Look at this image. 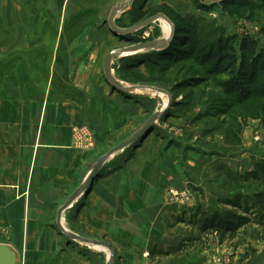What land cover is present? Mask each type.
Returning a JSON list of instances; mask_svg holds the SVG:
<instances>
[{"label": "rangeland", "instance_id": "rangeland-1", "mask_svg": "<svg viewBox=\"0 0 264 264\" xmlns=\"http://www.w3.org/2000/svg\"><path fill=\"white\" fill-rule=\"evenodd\" d=\"M220 1L135 0L123 9L128 0H0V97L8 112L29 131L46 101L70 97L85 109L77 113L83 123L73 125L75 142L97 149L73 177L61 207L101 157L159 114L103 163L62 213L64 230L40 228L36 238L18 242L12 225L3 227L0 243L17 250V264L253 262L264 240L242 234L224 243L214 235L197 238L199 210L243 217L240 233L264 229L256 222L264 216V98L227 93L226 76L207 74L197 57L205 43L220 38L239 46L249 36L264 48V17L262 11L255 20L231 17L212 7ZM113 12L114 24L132 29L129 34L112 27ZM179 17L195 24L203 43L197 50L185 51ZM170 37L166 47L126 51L112 64L123 84L163 91L126 92L107 80L109 54ZM165 60L169 64L159 66ZM80 130L92 134L93 145ZM28 227L27 217L26 233ZM153 249L164 255L149 256Z\"/></svg>", "mask_w": 264, "mask_h": 264}, {"label": "crops", "instance_id": "crops-1", "mask_svg": "<svg viewBox=\"0 0 264 264\" xmlns=\"http://www.w3.org/2000/svg\"><path fill=\"white\" fill-rule=\"evenodd\" d=\"M1 99L0 240L6 237L3 227L10 224L18 242L24 237L28 242L40 228L58 227L60 203L71 191L82 163L97 149L86 151L90 147L75 142L73 125L83 123L77 113L85 109L71 103L70 97H64L62 103L56 98V102L43 103L44 113L29 131ZM91 125L95 127L94 119ZM250 264H264V245L258 247Z\"/></svg>", "mask_w": 264, "mask_h": 264}, {"label": "trees", "instance_id": "trees-1", "mask_svg": "<svg viewBox=\"0 0 264 264\" xmlns=\"http://www.w3.org/2000/svg\"><path fill=\"white\" fill-rule=\"evenodd\" d=\"M212 7H219L223 13L238 19L255 20L259 11L263 12L264 17V0L261 3L251 0H221ZM205 8V10L210 9L208 6ZM178 20L184 24L179 36L187 38L185 51H189L187 48L197 50L203 43L198 39L195 24L185 18L179 17ZM205 45V49L200 51L201 55L197 56L198 60L205 66L207 74L226 76L227 79L222 84L227 93L238 95L242 97V100L251 96L264 98V48L260 47L256 39L246 36L237 46L235 39L220 38L207 42ZM168 64V61L165 60L159 66ZM260 201L264 202L263 199ZM234 206L242 208L240 202H236ZM199 212L201 214L196 222L199 240L208 235H214L215 240L224 243L227 239H234L240 234L242 237L250 236L255 240H264V229L254 230L249 234L246 229H243L244 231L240 233L246 219L234 213L227 212L225 216L219 214L210 216L202 210ZM256 222H259L264 228V216L261 221ZM177 252L176 249L174 253ZM253 252L256 250L253 249ZM160 254L164 255L162 251L153 249L149 256L155 257Z\"/></svg>", "mask_w": 264, "mask_h": 264}, {"label": "water", "instance_id": "water-1", "mask_svg": "<svg viewBox=\"0 0 264 264\" xmlns=\"http://www.w3.org/2000/svg\"><path fill=\"white\" fill-rule=\"evenodd\" d=\"M135 0H128V2L126 3L125 7L123 9H126L130 4H132ZM117 14V12H113L111 14V24L112 27L120 32V33H127L129 34L132 29H121L118 26H116L114 24V17ZM152 21V20H149ZM145 23H142V25H144ZM171 40V37L168 39H163V40H157V41H151V42H147L142 44L141 46H134V47H128V48H124L121 49L119 51H114L111 54L108 55L105 64H104V70H105V76L107 78V80H109L113 86L115 87H119L121 88L123 91L126 92H131V91H135V90H139L140 88L143 89H149L151 91L154 92H161L163 91L162 89L156 88V87H144V86H136V85H125L122 82H120L119 80H117V78H115V76L113 75V68H112V64L113 61L117 58H119L124 52L126 51H140L143 48H163L166 47L169 43V41ZM159 117V114H155L151 117V119L147 122V124L142 127L139 131H137L130 139L126 140L125 142L113 147L106 155H104L103 157H101L97 164L95 165L94 169L90 172L89 176L86 178V180L84 181V183L82 184L81 187H79L68 199L67 201L62 205V207H60V209L58 210V220L61 219L62 217V213L68 209L73 203L74 201L77 199V197L87 188V185L89 184V182L91 181V179L98 173L99 169L101 168V166L103 165V163H105V161L108 160V158L110 156H112L115 152H118L122 149H124L125 147H127L129 144L133 143L143 132V130L146 128V126L152 124L157 118ZM65 228H61V230H64ZM72 238L74 239H78V240H82L84 242H95V243H99V244H105L99 241H92L90 239L81 237L77 234L74 233H70L69 234ZM18 259H19V254L17 252L16 249H14L11 245L6 244V243H0V264H17L18 263Z\"/></svg>", "mask_w": 264, "mask_h": 264}, {"label": "bare ground", "instance_id": "bare-ground-1", "mask_svg": "<svg viewBox=\"0 0 264 264\" xmlns=\"http://www.w3.org/2000/svg\"><path fill=\"white\" fill-rule=\"evenodd\" d=\"M167 21H168V20H167ZM169 35H170V30H167L166 33H165V37H169ZM162 98H163V97H162ZM165 98H166V97H165ZM163 100H164V99H163ZM162 102H163V101H162ZM166 102H167V101H166ZM166 102H165L164 104H166ZM57 225H58V227H60V228H66V226H67V222H66L65 218L63 217V215H62L61 219L58 220Z\"/></svg>", "mask_w": 264, "mask_h": 264}, {"label": "built area", "instance_id": "built-area-1", "mask_svg": "<svg viewBox=\"0 0 264 264\" xmlns=\"http://www.w3.org/2000/svg\"><path fill=\"white\" fill-rule=\"evenodd\" d=\"M80 131L83 132V134H86L85 135L86 139L91 144L93 142L92 134L89 131H82V130H80Z\"/></svg>", "mask_w": 264, "mask_h": 264}]
</instances>
